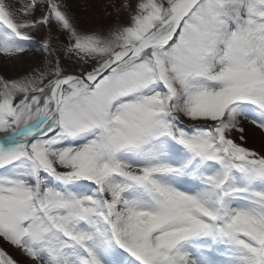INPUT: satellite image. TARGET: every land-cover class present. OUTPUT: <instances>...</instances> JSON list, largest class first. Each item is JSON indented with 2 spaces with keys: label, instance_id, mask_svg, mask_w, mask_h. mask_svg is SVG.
<instances>
[{
  "label": "snow or ice",
  "instance_id": "1",
  "mask_svg": "<svg viewBox=\"0 0 264 264\" xmlns=\"http://www.w3.org/2000/svg\"><path fill=\"white\" fill-rule=\"evenodd\" d=\"M103 7L0 0V264H264V0Z\"/></svg>",
  "mask_w": 264,
  "mask_h": 264
},
{
  "label": "rangeland",
  "instance_id": "2",
  "mask_svg": "<svg viewBox=\"0 0 264 264\" xmlns=\"http://www.w3.org/2000/svg\"><path fill=\"white\" fill-rule=\"evenodd\" d=\"M85 0H69L73 6V11L81 19L84 24H102L106 20L105 10L103 5L108 0H87V7L82 6ZM34 52H29L18 59L7 60L0 57V75L13 77L28 71L33 63ZM260 137L257 134L250 143L258 145Z\"/></svg>",
  "mask_w": 264,
  "mask_h": 264
}]
</instances>
